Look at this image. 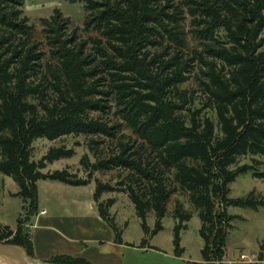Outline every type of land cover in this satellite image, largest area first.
<instances>
[{"label": "trees", "instance_id": "16d2710c", "mask_svg": "<svg viewBox=\"0 0 264 264\" xmlns=\"http://www.w3.org/2000/svg\"><path fill=\"white\" fill-rule=\"evenodd\" d=\"M26 1L0 0V175L19 186L27 221L40 214L39 182L83 188L96 174H113L120 182L97 181L94 200L119 243L115 202L104 204L103 195L126 193L146 234L154 214L153 235L182 195L202 222L206 264H224L236 219L229 208L264 206L255 193L230 198L240 176L264 181V0H65L83 5V30L61 11L38 30ZM69 138L86 140L87 180L44 173L74 150L34 160L37 141ZM247 158L253 165L240 166ZM173 217L178 245L193 212L177 201ZM0 243L36 259L22 220L16 233L0 225Z\"/></svg>", "mask_w": 264, "mask_h": 264}, {"label": "rangeland", "instance_id": "374dc122", "mask_svg": "<svg viewBox=\"0 0 264 264\" xmlns=\"http://www.w3.org/2000/svg\"><path fill=\"white\" fill-rule=\"evenodd\" d=\"M24 11L31 24L38 30H40V21L51 19L55 11H61L66 19L71 20L73 30H83L87 18L83 5L71 4L65 0H27ZM196 98L201 99V95L197 94ZM62 147L74 150L75 157L50 165L44 173L68 171L79 180H87L89 174L81 162L85 156H90V152L86 140L83 138H69L53 143L37 141L33 147L34 160L40 162L52 149ZM257 160L262 164L260 165L261 170L264 169V160L260 158ZM91 162L94 163L93 158H91ZM244 165H253V163L250 158L242 159L240 166ZM97 181L111 186L120 182L113 174H96L91 180V185L83 188L69 187L52 181H41L38 184L39 209H47L51 216L53 214L61 217L93 215L101 219L94 200ZM119 189H123V187L121 186ZM19 192V186L13 179L0 175V225L16 233L19 221L22 220L25 223L26 231L31 234L33 221L28 222L26 219L29 210H27V205L16 197ZM253 193L264 199V181L256 179L253 173H249L240 176L231 186L230 198L232 200L245 199ZM109 201L115 202L109 209V213L120 232L122 247L113 248L121 243L117 240V235L110 224L101 219L112 232L113 243L88 242L85 247L86 251L96 249L107 258H117L122 264H206L202 253L205 242L200 235L202 222L188 198L178 195L173 199L167 217L163 221V230L155 235L153 232L156 230L158 222L156 216L149 215L147 225L151 233L146 234L143 223L137 217L135 206L126 193L117 192L103 195L102 202L108 204ZM177 201L184 204L188 211L193 212V219L180 233L178 245L175 241L177 239L176 227L179 222L173 217ZM228 214L236 219L231 223L228 233L224 264H264V206L258 208L231 207ZM177 246L183 250L181 256L177 255ZM242 256L246 260H243Z\"/></svg>", "mask_w": 264, "mask_h": 264}, {"label": "crops", "instance_id": "0c3cea01", "mask_svg": "<svg viewBox=\"0 0 264 264\" xmlns=\"http://www.w3.org/2000/svg\"><path fill=\"white\" fill-rule=\"evenodd\" d=\"M31 236L35 258L43 263H48L57 257H71L85 259L91 264H122L117 258H107L96 249L85 250L88 242L113 243L114 239L105 223L93 215L61 217L53 214L51 216L47 209H42L33 221ZM121 247L122 243L113 246L118 249Z\"/></svg>", "mask_w": 264, "mask_h": 264}, {"label": "water", "instance_id": "95a60500", "mask_svg": "<svg viewBox=\"0 0 264 264\" xmlns=\"http://www.w3.org/2000/svg\"><path fill=\"white\" fill-rule=\"evenodd\" d=\"M0 264H49L29 257L27 251L19 246L0 243Z\"/></svg>", "mask_w": 264, "mask_h": 264}, {"label": "built area", "instance_id": "2783aa9c", "mask_svg": "<svg viewBox=\"0 0 264 264\" xmlns=\"http://www.w3.org/2000/svg\"><path fill=\"white\" fill-rule=\"evenodd\" d=\"M44 214H45V213H44ZM242 259H243V260H246V258H245V257H243Z\"/></svg>", "mask_w": 264, "mask_h": 264}]
</instances>
